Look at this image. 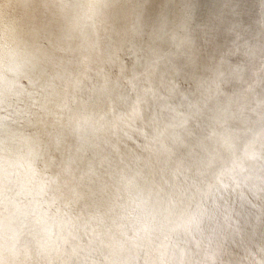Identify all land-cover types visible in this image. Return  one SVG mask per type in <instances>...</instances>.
<instances>
[{
    "label": "clouds",
    "instance_id": "1",
    "mask_svg": "<svg viewBox=\"0 0 264 264\" xmlns=\"http://www.w3.org/2000/svg\"><path fill=\"white\" fill-rule=\"evenodd\" d=\"M0 264H264V0H0Z\"/></svg>",
    "mask_w": 264,
    "mask_h": 264
}]
</instances>
